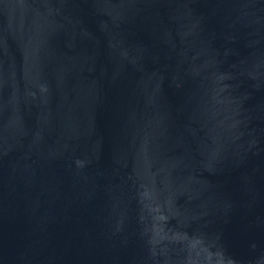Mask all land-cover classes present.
Instances as JSON below:
<instances>
[{
  "label": "water",
  "instance_id": "1",
  "mask_svg": "<svg viewBox=\"0 0 264 264\" xmlns=\"http://www.w3.org/2000/svg\"><path fill=\"white\" fill-rule=\"evenodd\" d=\"M0 264H264V0H0Z\"/></svg>",
  "mask_w": 264,
  "mask_h": 264
}]
</instances>
